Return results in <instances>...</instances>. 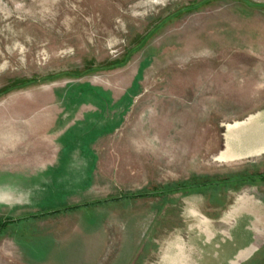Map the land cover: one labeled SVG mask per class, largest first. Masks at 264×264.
Segmentation results:
<instances>
[{"label":"rangeland","instance_id":"obj_1","mask_svg":"<svg viewBox=\"0 0 264 264\" xmlns=\"http://www.w3.org/2000/svg\"><path fill=\"white\" fill-rule=\"evenodd\" d=\"M255 114L264 0H0V264H264Z\"/></svg>","mask_w":264,"mask_h":264},{"label":"flooded vegetation","instance_id":"obj_2","mask_svg":"<svg viewBox=\"0 0 264 264\" xmlns=\"http://www.w3.org/2000/svg\"><path fill=\"white\" fill-rule=\"evenodd\" d=\"M259 117L260 115L254 116L250 123L225 124V148L215 158L223 159L235 153H241L242 156L263 154L264 132L261 129L264 127L258 122Z\"/></svg>","mask_w":264,"mask_h":264},{"label":"crops","instance_id":"obj_3","mask_svg":"<svg viewBox=\"0 0 264 264\" xmlns=\"http://www.w3.org/2000/svg\"><path fill=\"white\" fill-rule=\"evenodd\" d=\"M251 116H253V115H251ZM251 116H249V117H251ZM248 117V118H249ZM248 118H246L245 120H241V121H235L234 123H225V124H227V125H234V124H237V123H242V122H245V121H247L248 120ZM216 159V158H215ZM240 159H242V158H240ZM216 160H218V161H234V160H238V159H234V158H229V159H216ZM13 245V248H14V250H15V248L17 247V246H15L14 244H12ZM18 248V247H17ZM15 252H16V250H15ZM18 258V257H17Z\"/></svg>","mask_w":264,"mask_h":264},{"label":"bare ground","instance_id":"obj_4","mask_svg":"<svg viewBox=\"0 0 264 264\" xmlns=\"http://www.w3.org/2000/svg\"><path fill=\"white\" fill-rule=\"evenodd\" d=\"M257 115H259V114H255V115L249 117L247 121L242 122V123H250L251 119H252L254 116H257ZM259 155H261V154H259ZM250 156H258V155H250ZM250 156L237 157L236 159L245 158V157H250ZM234 159H235V158H234Z\"/></svg>","mask_w":264,"mask_h":264},{"label":"trees","instance_id":"obj_5","mask_svg":"<svg viewBox=\"0 0 264 264\" xmlns=\"http://www.w3.org/2000/svg\"><path fill=\"white\" fill-rule=\"evenodd\" d=\"M76 206L72 207V208H75ZM78 207V206H77Z\"/></svg>","mask_w":264,"mask_h":264}]
</instances>
